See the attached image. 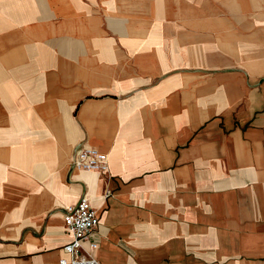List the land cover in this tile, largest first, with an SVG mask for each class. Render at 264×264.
I'll return each instance as SVG.
<instances>
[{
  "label": "crops",
  "instance_id": "crops-1",
  "mask_svg": "<svg viewBox=\"0 0 264 264\" xmlns=\"http://www.w3.org/2000/svg\"><path fill=\"white\" fill-rule=\"evenodd\" d=\"M199 5L0 0V264H59L85 196L101 264H264V0Z\"/></svg>",
  "mask_w": 264,
  "mask_h": 264
},
{
  "label": "built area",
  "instance_id": "built-area-1",
  "mask_svg": "<svg viewBox=\"0 0 264 264\" xmlns=\"http://www.w3.org/2000/svg\"><path fill=\"white\" fill-rule=\"evenodd\" d=\"M72 167L78 171L106 174L109 171V157L98 150L79 147L73 155ZM65 231L70 237L64 248V257L59 264H101L95 258L85 254L84 243L96 239L100 225L98 210L85 196L78 204L67 209L64 215ZM97 247L93 241L92 248Z\"/></svg>",
  "mask_w": 264,
  "mask_h": 264
},
{
  "label": "rangeland",
  "instance_id": "rangeland-1",
  "mask_svg": "<svg viewBox=\"0 0 264 264\" xmlns=\"http://www.w3.org/2000/svg\"><path fill=\"white\" fill-rule=\"evenodd\" d=\"M205 1H207V0H200V4H201V5H199V6L202 7V6L204 5V2H205ZM196 2H197V4H198V0H196ZM37 3L42 4V0H37Z\"/></svg>",
  "mask_w": 264,
  "mask_h": 264
}]
</instances>
